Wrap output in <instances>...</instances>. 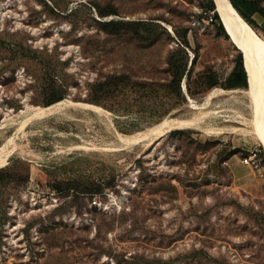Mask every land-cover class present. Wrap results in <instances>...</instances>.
<instances>
[{
  "label": "rangeland",
  "instance_id": "1",
  "mask_svg": "<svg viewBox=\"0 0 264 264\" xmlns=\"http://www.w3.org/2000/svg\"><path fill=\"white\" fill-rule=\"evenodd\" d=\"M207 4L0 0V147L17 146L0 166V264H264V146L239 123L255 120L247 74V87L221 86L238 51ZM251 19L264 43V17ZM110 20L115 31L98 24ZM53 95L64 108L32 117ZM194 117L117 147L118 134Z\"/></svg>",
  "mask_w": 264,
  "mask_h": 264
},
{
  "label": "bare ground",
  "instance_id": "2",
  "mask_svg": "<svg viewBox=\"0 0 264 264\" xmlns=\"http://www.w3.org/2000/svg\"><path fill=\"white\" fill-rule=\"evenodd\" d=\"M214 1L217 7V9L215 10H218L216 12L221 13L223 19L226 21L227 24H229L231 28L230 30L233 33L234 32L236 33L240 41V47L243 49L245 55L244 68L246 70V74L248 77L249 89L246 92H244V95L250 101L251 112L253 114L252 116H255V120L252 119L247 120L242 116H238L239 123L246 125L248 124V126L251 127L254 133L253 136H255L256 134L257 136L256 138H258V140L264 146V43L261 39H259L257 36L252 34L249 27L242 20L243 18L241 19L235 13L233 8H231V6L228 4L229 0H214ZM63 102L64 101H58L47 106L44 105V107H35L32 113L30 114L32 117L42 116L45 114L49 115V113H52L57 110L59 111L62 104H65ZM75 104L82 105L84 108L87 107L95 111H101V112L103 111L100 107L92 104H85V103H75ZM62 107L64 108V106ZM25 120H27V118ZM200 120L201 117H194L191 120H182L178 118L167 119L161 122L160 124H158L155 128L148 131L133 133L130 135L118 134L116 139L118 140L117 142L119 146L117 147L120 148L122 146H127L139 142H150L154 138L160 137L164 133H167L176 128L187 127V126H199ZM16 147L17 146L14 144L12 139H8L6 143H4L0 147V166L4 164L6 157L10 153L16 151Z\"/></svg>",
  "mask_w": 264,
  "mask_h": 264
},
{
  "label": "trees",
  "instance_id": "3",
  "mask_svg": "<svg viewBox=\"0 0 264 264\" xmlns=\"http://www.w3.org/2000/svg\"><path fill=\"white\" fill-rule=\"evenodd\" d=\"M233 6V8L238 12V14L254 29V24L251 19V16L255 13L261 15L264 17V9L261 5L262 0H229ZM206 9L208 11L213 12V18L218 21V28L221 30L223 34L226 35L223 26L219 20L218 14L215 10V5L212 0H208V4L206 6ZM110 12H102L100 9L98 10V14L100 16L110 14ZM99 26L103 30L107 31H115L117 29V26L119 25V21L110 20V21H99ZM227 36V35H226ZM180 43L182 44V47L180 46L177 50H174L169 58V65H170V73H171V79L169 82V86L171 88L179 89V82L183 75L185 74L186 66H187V53L183 47H190L189 41L186 37V34L181 35ZM180 55V56H179ZM189 73V70L187 72V75ZM213 75L209 74L208 79L209 82H207V85L209 87L215 86L218 84V81L215 79V77H212ZM114 84V81L111 79H106L103 81H96L92 84V87L95 89V91L100 92V94H104L106 92H109L111 86ZM221 86L224 89H233V88H239V87H247V77H246V71L243 66V59L242 54L240 52L237 53V56L235 58L234 65L230 72L225 77L224 82L221 84ZM49 92L53 93L55 90L53 88H48ZM61 95H53L46 105H50L51 103H55L59 100H61ZM91 102L96 103V99H90ZM175 132V131H173ZM0 173H6L4 171L0 170ZM69 190L70 187H67Z\"/></svg>",
  "mask_w": 264,
  "mask_h": 264
},
{
  "label": "water",
  "instance_id": "4",
  "mask_svg": "<svg viewBox=\"0 0 264 264\" xmlns=\"http://www.w3.org/2000/svg\"><path fill=\"white\" fill-rule=\"evenodd\" d=\"M214 5H215V1L212 0ZM231 4V2H230ZM232 5V4H231ZM218 14V17H219V20L223 26V29L228 37V39L231 41V43L233 44V46L236 48V50L238 52H240L242 54V59H243V66H244V62H245V55H244V51L243 49L240 47V41H239V38L237 37L236 33L232 32L230 29V26L229 24L226 23V21L223 19L221 13L217 12Z\"/></svg>",
  "mask_w": 264,
  "mask_h": 264
}]
</instances>
